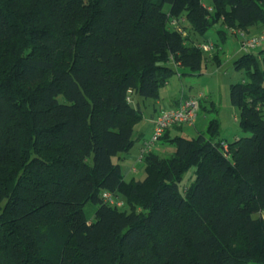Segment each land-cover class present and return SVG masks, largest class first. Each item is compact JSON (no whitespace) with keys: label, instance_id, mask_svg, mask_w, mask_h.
Masks as SVG:
<instances>
[{"label":"trees","instance_id":"1","mask_svg":"<svg viewBox=\"0 0 264 264\" xmlns=\"http://www.w3.org/2000/svg\"><path fill=\"white\" fill-rule=\"evenodd\" d=\"M216 23L263 28L264 0H0V264H264V46L233 61L246 136L219 140L212 119L166 131L175 151L147 154L142 179L119 164L139 141L134 98L159 99L170 61L199 71L195 37Z\"/></svg>","mask_w":264,"mask_h":264},{"label":"rangeland","instance_id":"2","mask_svg":"<svg viewBox=\"0 0 264 264\" xmlns=\"http://www.w3.org/2000/svg\"><path fill=\"white\" fill-rule=\"evenodd\" d=\"M201 3L205 7H209L211 0H201ZM209 12L212 13L211 10ZM219 30H225L227 32L224 42L220 40L217 32ZM188 31L190 33V30ZM184 33L185 35L187 34L186 32ZM195 39L196 43L199 42V44L205 41L213 43L216 46L215 51L209 53L202 52V65L197 72L178 67L170 61L168 65L175 70V73L160 88L159 96L161 99L167 100L184 93L190 98L198 99L202 108L199 110L198 116L192 125L176 127L170 131L171 135H179L188 139L195 138L201 133L205 134L209 121L216 119L220 125L219 140L229 143L236 136H246L247 134L241 131L239 127V122L237 121L238 109L231 105L229 95L231 84L247 81L244 71L236 69L233 65V61L239 56L237 55L240 47L238 38L231 30H226L220 23H216L205 35H196ZM253 52L259 54L257 50ZM215 54L218 55L219 62L214 61L213 55ZM260 56L262 57L263 55H259V58H261ZM154 101L153 99H144V102H148V104H146L145 108H141L146 114V116L144 114V118L139 122L140 126L144 127L145 139L150 137L148 121L151 115H154L160 109L158 108L159 106H154L150 103ZM138 145V142H136L133 149L134 153H136ZM174 151L175 146L168 142L167 137L153 146V152L163 158L172 156ZM114 162H117L116 158H114ZM127 164H130V162H127ZM143 177V167L139 165L137 172L128 174L126 180H130L131 178L142 179ZM193 180L194 169L191 168L184 175L183 181L180 184L181 191H184V187L188 186ZM84 209L87 218L93 219L96 209L95 206L88 203ZM256 216H259L264 222V211H261Z\"/></svg>","mask_w":264,"mask_h":264},{"label":"built area","instance_id":"3","mask_svg":"<svg viewBox=\"0 0 264 264\" xmlns=\"http://www.w3.org/2000/svg\"><path fill=\"white\" fill-rule=\"evenodd\" d=\"M171 24L177 27L180 31L181 28L176 20H173ZM238 38L240 49L243 53L258 50L264 46V30L259 34L249 35L248 33L235 30L233 31ZM185 35V33L183 32ZM203 52H214L215 45L211 42L205 41L197 45ZM200 110V102L196 98H186L181 103L170 109L161 110L153 121V129L148 139H144L141 144L140 152L136 157L130 171L132 173L137 172L139 165H142L144 158L147 154L153 151V146L160 142L161 138L166 131L175 127L190 126L196 120ZM103 200L114 207L121 208L124 202L121 198L115 196L110 192H104L102 194Z\"/></svg>","mask_w":264,"mask_h":264},{"label":"crops","instance_id":"4","mask_svg":"<svg viewBox=\"0 0 264 264\" xmlns=\"http://www.w3.org/2000/svg\"><path fill=\"white\" fill-rule=\"evenodd\" d=\"M264 30V27L261 28V27H258V28H252L250 31H249V35H254V34H259L261 33L262 31ZM197 39V38H196ZM239 43V41H238ZM241 49L239 47L238 51H237V55H240L242 54L241 53ZM186 98H189V96H187L186 94H181L177 97H173L171 99H167V100H164V99H161L160 96H159V99L158 100H155L154 102H150L152 103L154 106H159L158 108H160L158 111H156L154 113V115H151L148 123H149V130H150V134L152 132V129H153V121H154V118L157 116V114L161 111V110H164V109H170V108H175L177 107L182 100L186 99ZM134 103L138 105V107L141 109V108H145L146 107V104H148V102H144V99L143 98H134ZM202 108V106L200 107V109ZM142 111V114H143V118H144V114L145 112L141 109ZM146 116V114H145ZM237 121H238V118H237ZM143 129L144 127L143 126H140V124L138 123L135 127H134V133H133V137L136 139V138H139V141H138V148H137V151L136 153L133 152V149L135 147V145L133 146V148L127 153V154H124L122 155L121 159L119 160V164L122 168V171L123 173L125 174V179L127 178L128 174L132 173L130 171L136 157L138 156L139 152H140V148H141V144H142V141L145 139V135H144V132H143ZM171 131V130H170ZM169 131V137H175V136H178V135H174L172 136L171 135V132ZM175 131H181V130H175ZM238 137V136H236ZM235 137V138H236ZM136 144V143H135ZM127 162H130V164H127ZM127 164V165H125Z\"/></svg>","mask_w":264,"mask_h":264}]
</instances>
